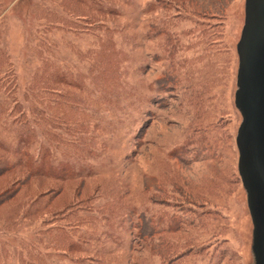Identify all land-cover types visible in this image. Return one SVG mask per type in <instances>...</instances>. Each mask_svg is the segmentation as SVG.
Returning <instances> with one entry per match:
<instances>
[{
	"label": "rangeland",
	"instance_id": "obj_1",
	"mask_svg": "<svg viewBox=\"0 0 264 264\" xmlns=\"http://www.w3.org/2000/svg\"><path fill=\"white\" fill-rule=\"evenodd\" d=\"M244 4L0 0V264L254 263Z\"/></svg>",
	"mask_w": 264,
	"mask_h": 264
},
{
	"label": "water",
	"instance_id": "obj_2",
	"mask_svg": "<svg viewBox=\"0 0 264 264\" xmlns=\"http://www.w3.org/2000/svg\"><path fill=\"white\" fill-rule=\"evenodd\" d=\"M236 52L238 174L253 226V264H264V0H245Z\"/></svg>",
	"mask_w": 264,
	"mask_h": 264
}]
</instances>
